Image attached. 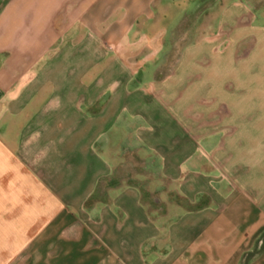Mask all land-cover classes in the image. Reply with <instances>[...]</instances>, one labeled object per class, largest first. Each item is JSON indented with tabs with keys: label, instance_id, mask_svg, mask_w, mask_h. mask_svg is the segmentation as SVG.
Returning a JSON list of instances; mask_svg holds the SVG:
<instances>
[{
	"label": "crops",
	"instance_id": "crops-1",
	"mask_svg": "<svg viewBox=\"0 0 264 264\" xmlns=\"http://www.w3.org/2000/svg\"><path fill=\"white\" fill-rule=\"evenodd\" d=\"M171 9L169 24L197 14L206 29L155 86L158 99L127 76L147 28ZM262 9L259 17L248 0H0V251L88 227V241L59 244L104 252L83 264H264ZM134 147L166 156V175L211 203L155 217L128 185L88 212ZM40 244V263L58 264Z\"/></svg>",
	"mask_w": 264,
	"mask_h": 264
},
{
	"label": "rangeland",
	"instance_id": "rangeland-1",
	"mask_svg": "<svg viewBox=\"0 0 264 264\" xmlns=\"http://www.w3.org/2000/svg\"><path fill=\"white\" fill-rule=\"evenodd\" d=\"M248 1L256 9L257 15L261 17L264 0ZM171 10L170 13H166L168 15H165L166 18L158 26H149L147 28L150 41L142 52L145 58L141 56L138 59V68L135 69L133 74L127 76V82L131 87L143 86L148 88L150 89V96L158 99L163 98L161 96L162 91L155 90V86L162 84L169 77V73L174 70L181 60L185 48L195 45L194 40L206 29L202 26L201 21H197V14L183 21L181 20L178 25L173 26V22L169 24L175 18L173 16L176 13V10ZM206 63L210 64L207 59L202 61L203 65ZM200 78L201 76L198 73L193 74L186 83L198 84ZM183 85L178 93L179 97L183 96ZM131 126V123H129L127 131H129L130 136H134L135 129L131 128ZM132 141L134 140H131L129 147L134 144ZM132 150L127 155H123L113 172L101 181L97 188L96 198L87 205L89 207V210L87 209L88 212L95 210L97 206H101V201L107 200L113 193V189L128 185H134L140 189L143 205L149 214L155 217L161 216L162 218L168 210H173V213L176 214L182 210H195L211 203L212 199L209 195L199 194L192 199L187 196L179 186L183 176L173 181L166 175L165 166L167 162L165 163L164 158L166 156L152 154L144 148L134 147ZM83 215L85 219L90 217L86 212ZM48 227L53 230L57 229L56 224L52 223V221L48 222ZM90 231L88 227L81 228L80 234L75 233L70 239L64 236L65 233L56 235L55 231H53V234L51 232L46 236H41L40 234L31 235L27 242L35 243V245H32L30 251H0L1 264H24L25 262L28 264H41L40 260L46 252L44 248L42 250L39 247H41L40 242H45V240L48 241L50 244L48 246L52 249L48 250L47 255L53 262H58V264H83L88 262V256L93 254H97L96 256L101 254L103 256L104 252H93L88 249L71 250L70 247L66 246L72 243L88 241L89 238H92ZM77 234L78 237L76 238ZM56 243L58 244L57 246L55 245ZM62 243L67 244L65 248L59 245ZM69 255L70 257H68Z\"/></svg>",
	"mask_w": 264,
	"mask_h": 264
}]
</instances>
